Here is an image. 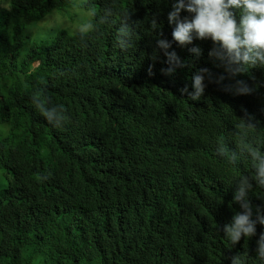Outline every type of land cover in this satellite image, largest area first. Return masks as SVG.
I'll return each mask as SVG.
<instances>
[{
  "label": "trees",
  "instance_id": "trees-1",
  "mask_svg": "<svg viewBox=\"0 0 264 264\" xmlns=\"http://www.w3.org/2000/svg\"><path fill=\"white\" fill-rule=\"evenodd\" d=\"M119 4L141 25L127 50L117 47L115 26L86 43L65 31L35 39L66 0H0V264H230L245 251L254 258L264 225L231 248L222 237L241 210L227 184L243 166L226 165L214 147L237 117L264 128V69L230 76L208 56L212 41L194 39L169 49L193 67L166 76L147 20L171 40V0ZM193 45L201 48L195 59ZM197 68L212 79L191 101L180 89L191 91ZM237 80L254 91H225ZM36 89L65 106L69 123L54 128L35 111ZM248 200L253 219L257 207L264 214V190Z\"/></svg>",
  "mask_w": 264,
  "mask_h": 264
},
{
  "label": "clouds",
  "instance_id": "clouds-1",
  "mask_svg": "<svg viewBox=\"0 0 264 264\" xmlns=\"http://www.w3.org/2000/svg\"><path fill=\"white\" fill-rule=\"evenodd\" d=\"M66 2L72 16L73 34L82 43L102 36L105 28L115 26L117 47L127 50L137 35V28L141 27L137 22L129 23V8H121L119 0H101L99 10L94 8L96 0ZM156 2L159 4L162 0ZM182 10L190 13V18L181 17ZM233 10L239 13L238 22ZM167 23L172 26L171 40L162 38L161 25L155 18L147 20V28L155 37V49H159L166 57L168 66L161 69L166 76H171L186 64L189 68L193 67L191 62L181 60L175 50L169 49L173 41L184 47L192 45L194 39L212 41L214 47L209 50L208 56L219 61L230 76L246 73L253 67L264 69V0H171ZM39 27L51 30L63 25L57 24L54 14H50L44 17ZM188 51L193 54L194 59L201 54V48L196 45L188 47ZM206 78L211 82L209 70L197 68L189 77L191 91L185 85L180 92L187 93V98L191 101H200L206 87ZM223 79V76H219L216 82ZM225 91L249 94L254 91V86L249 87L237 80L234 88L226 87ZM29 99L35 111L52 127L60 128L69 123L70 116L65 106L54 103L43 90H34ZM232 124L234 130L226 138L217 141L214 147L215 155L226 165L233 168L243 166L240 174L230 178L227 184H235L232 201L241 209L235 211L231 220L223 225L222 237L229 248L240 241L242 236L245 239L252 237L256 233L257 222L264 225V214H261L259 207L256 208L255 219L252 218V207L248 200L249 192L264 190V128L258 127L257 122L248 114L237 117ZM229 141L235 145L234 148L229 146ZM250 260L253 264H264V232L256 240L254 258L249 257L246 251L237 252L231 257L230 264H250Z\"/></svg>",
  "mask_w": 264,
  "mask_h": 264
},
{
  "label": "rangeland",
  "instance_id": "rangeland-1",
  "mask_svg": "<svg viewBox=\"0 0 264 264\" xmlns=\"http://www.w3.org/2000/svg\"><path fill=\"white\" fill-rule=\"evenodd\" d=\"M3 10H4V7H0V12H3ZM50 14H54L57 24L63 25V27L53 28L51 30L42 29L43 32H39L34 36L35 39H48L50 36L52 35L54 36L60 31H65L67 33L73 34L72 27H71L73 21H72V16L69 12L68 6H66L63 9H56L52 11ZM4 182H5V176L3 175V173L0 172V187L4 184Z\"/></svg>",
  "mask_w": 264,
  "mask_h": 264
}]
</instances>
